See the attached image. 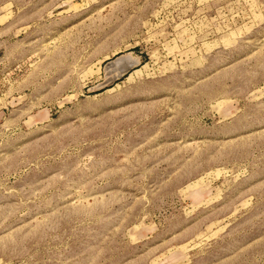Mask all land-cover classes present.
<instances>
[{"label":"rangeland","instance_id":"374dc122","mask_svg":"<svg viewBox=\"0 0 264 264\" xmlns=\"http://www.w3.org/2000/svg\"><path fill=\"white\" fill-rule=\"evenodd\" d=\"M0 264H264V0H0Z\"/></svg>","mask_w":264,"mask_h":264}]
</instances>
